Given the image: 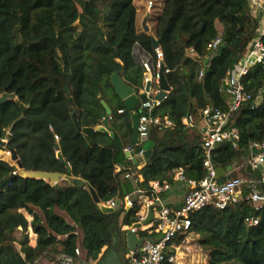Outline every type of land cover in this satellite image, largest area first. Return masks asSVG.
Returning a JSON list of instances; mask_svg holds the SVG:
<instances>
[{"label":"trees","instance_id":"1","mask_svg":"<svg viewBox=\"0 0 264 264\" xmlns=\"http://www.w3.org/2000/svg\"><path fill=\"white\" fill-rule=\"evenodd\" d=\"M153 19L151 32L138 26L135 0H0V95L15 94L27 108L23 114L16 101H0V136L6 139L25 115L7 143L24 170L66 175L70 166L100 202L133 192L120 179L128 169L143 176V189L153 181H171L177 168L196 181L207 176L199 113L208 106L230 108L225 79L258 37L260 18L253 17L250 0H164ZM217 23L223 26L221 35ZM218 36L222 45L213 50ZM154 39L164 53L171 91L152 115L168 116L174 126L153 128L147 142L133 146L131 110L116 94L111 77L120 74L141 96L146 84L139 56L150 58L158 71ZM244 81L252 98L231 116L240 132L239 150L230 143L218 145L211 160L220 168L245 163L251 144L264 143V64L255 65ZM102 101L113 111L109 130L114 138L104 132L86 136L74 121L76 112L82 129L101 125L106 116ZM135 110L142 114L141 103ZM194 111L195 126L188 127L183 119ZM145 144L152 154L136 168L139 162L133 164L125 150L132 146L137 156L145 153ZM13 173L16 178L2 188ZM243 173L248 174L245 167ZM258 190L264 193L263 187ZM120 214L105 213L85 187L24 178L17 163L0 160V264L56 261L57 255L79 264L98 261L103 249L105 255L111 248ZM255 216L259 225L250 228L246 219ZM29 228L37 236L35 246ZM19 231L21 239L16 238ZM191 233L200 237L207 264H264V209L247 203L224 210L209 205L192 216ZM141 236L152 237L147 232ZM185 239L180 236L173 244Z\"/></svg>","mask_w":264,"mask_h":264},{"label":"built area","instance_id":"2","mask_svg":"<svg viewBox=\"0 0 264 264\" xmlns=\"http://www.w3.org/2000/svg\"><path fill=\"white\" fill-rule=\"evenodd\" d=\"M154 7V2L150 0L148 9L151 11ZM250 8L253 17L260 18L259 35L246 55L237 60L234 68L229 71L225 79L224 92L231 97L230 108L224 111L214 106H208L199 113L203 123L201 128L202 145L206 153L204 166L208 172L207 176L196 181L190 179L183 168H177L173 171L171 181H153L149 184V188L143 189L139 187L144 181L143 176L137 171L128 169L123 179L135 186L133 192L126 197L117 196L106 202H101L104 207H116L119 202L120 210L125 215L124 223H120L121 232L132 231L140 239L143 238L142 232H147L149 236H152L144 238V244L135 252H125L123 264H179L180 258L174 253L178 248L173 244V241L180 236H186L187 239L192 234V216L209 205L224 210L230 206L247 203L257 211L264 209V193L258 190L259 187H264V143L251 144L245 159V168L251 164L253 170H261L262 177L256 180L235 178L233 181L220 182L216 178L215 166L211 160V152L220 144L230 143L235 150H239L240 132L231 125V116L243 102L252 98L246 89L245 77L249 75L250 70L255 65L264 64V0H250ZM222 42V37L218 36L213 41L212 49L217 50ZM155 52L157 73L154 72L150 58L139 56L145 69V84L151 83V92L147 93V100L141 102L139 144L148 141L153 128L170 129L174 126L168 116L163 119L152 115L154 109L161 104L160 101L155 100L152 94V86L156 89V86L159 85V71L164 61V53L161 47L155 49ZM156 91L160 92L161 90ZM183 123L188 127H194L196 120L189 114L183 119ZM253 148L262 150L263 153L254 154ZM125 152L131 155L134 149L130 146ZM8 154L11 155L10 151ZM134 158L145 160L144 151H141L137 156L134 153ZM117 171L120 172L121 167H118ZM174 184H180L185 190L183 201L178 207L165 203L163 199L164 195L171 191ZM135 197L138 199H134ZM135 208L137 209L135 210ZM150 210L154 215L153 220L145 225L144 222L148 219ZM132 211H134L133 214ZM259 221L257 216L250 217L246 219V224L253 228L259 225ZM106 250L107 247L103 249L100 258ZM76 254H81L80 248L76 249ZM28 264H76V261L73 257L61 255L56 261L40 259Z\"/></svg>","mask_w":264,"mask_h":264},{"label":"water","instance_id":"3","mask_svg":"<svg viewBox=\"0 0 264 264\" xmlns=\"http://www.w3.org/2000/svg\"><path fill=\"white\" fill-rule=\"evenodd\" d=\"M150 18V15L147 16V18L144 21V28L146 30V32H149L150 29L147 26V22ZM160 47V42L156 39H154V49H157ZM223 48H225V46H223ZM209 60H206V65L208 64ZM165 71H166V67L164 65V63L162 62V68L160 70V80H159V84L161 87V91L155 96V100L156 101H160L162 102L166 97L167 94L171 91V88L169 87L166 77H165ZM208 68L205 67L204 72L207 73ZM111 83L113 85V88L116 92V94L123 100L126 101V105L128 107L129 110H131V116H132V128H133V139H132V145H139L140 141H139V113L137 110H135L136 106L141 103L142 101H146L147 100V93L151 92V83L148 82L146 84L145 87V93L142 94L141 96H137L134 89L129 86L125 80L122 78V76L118 73H115L112 75L111 77ZM0 101L2 103H7L8 101H16L17 103H19L23 114L26 113L27 108L20 103L19 99L16 97L15 94H3L0 95ZM102 105L104 106L105 110H106V116L103 119V122L101 125L95 127V128H85L82 129L80 127L79 124V119H78V115L76 112H74L73 117H74V121L78 127L79 130H82L83 133L86 136L89 137H93L97 132H104V133H109L110 136L112 138L115 137L113 132H110L109 130V126H110V120L112 119V115H113V111L110 108V106L105 102L102 101ZM25 115H23L18 121H16L6 139H2L0 136V146L2 148H6L7 149V143L11 137V135L13 134L14 128L16 127V125L22 121L24 119ZM132 147V146H131ZM8 151H10L11 156H12V161L17 163L18 168L20 169V175L24 178H30V179H38V180H44L47 182H51L52 185H56L59 182L65 180L68 181L71 185L76 186V187H85L89 190V192L92 195L93 200L95 201V203L99 204V206L101 207V209L105 212V213H111V212H118L120 210V205L119 202L117 203L116 207H104L101 202L100 199L98 198V195L96 193V191L89 185L87 184V182L85 180H83L80 177H74L72 174V168L70 166H68V172L66 175L64 174H60V173H46V172H39V171H26L23 169V164L19 159V156L17 154V152L15 150H11V149H7ZM253 153L254 154H260L263 153L262 150H258L256 148H253ZM152 154V150H146L145 151V158L146 160H148L150 158ZM59 159L64 163V159L62 157L61 154H59ZM127 157L129 159H132L133 162L136 164L137 160L134 158V152L131 153V155L127 154ZM68 165V164H66ZM233 170L232 166H228L227 168H220L215 166V172H216V178L221 180L222 178L226 177V175L228 174V172H231ZM246 171L249 174H253L254 176L261 178L262 177V172L260 169H255L253 170L252 165L248 164L246 166ZM17 176V174H12V176L10 178H8L3 184H2V188L6 187L7 185H9L13 179H15ZM153 212L152 210H150L149 212V216L148 219L144 222L145 225L149 224L152 220H153ZM120 231V223L117 224V230L114 233V237H113V243L111 245L110 250L104 255L102 256L96 264H123V255L125 252H135L137 248H140L144 242L145 239L144 238H139L135 233H133L132 231H127V232H121ZM136 257V255H135Z\"/></svg>","mask_w":264,"mask_h":264},{"label":"rangeland","instance_id":"4","mask_svg":"<svg viewBox=\"0 0 264 264\" xmlns=\"http://www.w3.org/2000/svg\"><path fill=\"white\" fill-rule=\"evenodd\" d=\"M139 1H141V2L145 1L144 3L148 4V2L150 0H136L135 1L137 3L136 4L137 7L140 8V5H141V9H142V4ZM152 1L154 2V5H155L152 12L156 14L159 11L160 7L162 6L164 0H152ZM141 113L142 112L140 111V114ZM143 147L145 150L148 149L147 144H145ZM0 159H3L5 161H8V162L13 164L12 157L10 154H8V150L6 148H0ZM140 160H143V159L140 158ZM236 167L238 168V170L235 171L236 173H238L237 178L252 179V180L257 179V177H255L251 174L243 173V170L245 167L244 162L238 163L236 165ZM233 180H234V177H228L224 182H229V181H233ZM174 193H175V191L165 194L164 195V202L170 203V201H171L170 199H172L171 196L174 195ZM184 193H185V190H184L183 194ZM134 199L137 200L138 197H135ZM22 212L26 215L27 219L29 220L30 217H29L28 213H26V211H22ZM124 216H125L124 213L121 212L120 218H119L120 223H124V220H125ZM22 234H23V232H21V231L17 232L16 238L21 239ZM28 235H29V239H30V244H32V241H31L32 237H31L30 232H28ZM199 239H200V237L198 235L192 233L190 236L187 237L186 240L182 241L181 244L177 246L178 250L175 251L174 253H176L178 255V257L180 258L179 264H207L208 263L209 257L203 253L201 246H200V243H199ZM18 248H20L19 245H18ZM80 255L83 256L82 252ZM96 263H97V261H95V262L90 261L87 264H96ZM76 264H79V263L76 262Z\"/></svg>","mask_w":264,"mask_h":264},{"label":"crops","instance_id":"5","mask_svg":"<svg viewBox=\"0 0 264 264\" xmlns=\"http://www.w3.org/2000/svg\"><path fill=\"white\" fill-rule=\"evenodd\" d=\"M136 1V0H135ZM141 4H142V9H141V5H140V8H138V26L139 27H144L143 26V24H144V21H145V19L147 18V16L148 15H150V18H149V20H148V22H147V26H148V28L150 29V31L149 32H151L152 31V29H153V24H154V14L155 13H153L152 12V10L150 11L149 9H148V4H146V3H144L145 1H139ZM135 4H137L136 2H135ZM137 6V5H136ZM217 29H218V31H219V33H220V35L223 33V26L221 25V23H217ZM154 86H152V94H153V96L155 97L158 93H159V91H156V89H154L153 88ZM223 90H224V88H223ZM156 91V92H155ZM224 92V91H223ZM145 93V90H143L142 92H141V95L142 94H144ZM225 93V92H224ZM226 94V93H225ZM226 96H227V94H226ZM230 97V96H229ZM230 101H231V97H230ZM191 115L193 116V119H195L196 120V116H197V112L196 111H194V112H192L191 113ZM202 126H203V123H202ZM202 126H201V128H202ZM0 160H3V159H0ZM146 160V159H145ZM145 160H140V158H138V161L137 162H139V165L136 167V168H141V166H142V164H144V162H145ZM133 164H135L134 162H133ZM238 170V168L235 166V167H233V170L231 171V172H228V174L226 175V178H228L233 172H235V171H237ZM249 174V173H248ZM251 175H253V174H251ZM254 176V175H253ZM256 177V176H255ZM124 174H122L121 176H120V179H122V181L123 182H126L124 179ZM258 178V177H257ZM130 183V182H129ZM131 184V186L133 187V190H134V188H135V186L132 184V183H130ZM263 189H264V187H263ZM173 191H175V193H174V195H172L171 196V198L172 199H170L171 201H170V203L169 202H167V204H169V205H171V206H173V207H178V206H180L181 205V203H182V201H183V192H184V188L180 185V184H174L173 185V187H172V189H171V191L170 192H168V193H171V192H173ZM167 194V193H166ZM164 199V198H163ZM30 218H29V221H32V217L31 216H29ZM29 232H30V234H31V237H32V235L34 234L33 233V231H32V229L31 228H29ZM121 232V231H120ZM35 236H34V238H31V241H32V246H35L36 245V242H37V236H36V234H34ZM60 256L59 255H57L56 256V260L59 258ZM46 260V259H45ZM47 261H49V260H47Z\"/></svg>","mask_w":264,"mask_h":264},{"label":"bare ground","instance_id":"6","mask_svg":"<svg viewBox=\"0 0 264 264\" xmlns=\"http://www.w3.org/2000/svg\"><path fill=\"white\" fill-rule=\"evenodd\" d=\"M34 236H35V235L33 234V235H32V238H34ZM182 259H183V258H182Z\"/></svg>","mask_w":264,"mask_h":264}]
</instances>
